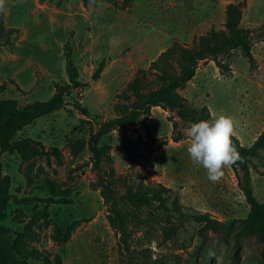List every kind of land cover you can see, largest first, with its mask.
<instances>
[{
	"label": "rangeland",
	"instance_id": "374dc122",
	"mask_svg": "<svg viewBox=\"0 0 264 264\" xmlns=\"http://www.w3.org/2000/svg\"><path fill=\"white\" fill-rule=\"evenodd\" d=\"M230 4L239 6L241 27L251 32L258 70L251 68L242 50H234L225 60L234 65L235 78L223 79L211 72L202 92H190L187 86L180 93L194 106L205 103L214 117H234L243 145L251 147L264 132V0H97L90 7L83 0H5L0 11V99L15 100L20 106L51 99L56 82L69 83L64 52L68 42L83 83L66 97L64 109L19 132L16 141H31L27 158L0 149L13 196L4 224L12 242L21 239V254L35 252L34 257L26 255L32 263L47 264V258L49 264H264L257 236L236 239L233 231L226 234V241L224 235L209 232L205 241L195 236L184 248L199 228L196 223L175 210L171 217L169 211L128 206L123 211L131 251L120 255L109 209L100 191L92 189L97 181L89 149L92 132L135 106L132 84L140 71L146 72L145 93L160 86L148 62L157 60L162 51L176 42L192 47L202 36L227 31ZM103 60L105 70L95 80ZM198 78L201 87V73ZM78 106L86 108L90 117ZM170 117L177 125L172 131ZM176 118L173 113L167 118L160 111L155 114L160 139L152 129L154 140L150 139L144 126L130 128L128 136L142 142L134 165L121 148L125 132L105 135L101 144H111L112 161L105 159L103 172L116 180L120 194L131 185L136 188L141 178L172 188L170 206L179 198L185 178H199L205 191L196 204L190 191L181 212L210 213L201 199L213 196L217 182L191 161L185 134L190 124ZM175 137L185 142L177 147ZM253 166L255 193L264 203V163L253 159ZM227 168L231 174L232 168ZM225 171L231 186L232 177ZM241 196L236 194L231 208L211 206L215 213L210 214L228 226L242 222L250 207Z\"/></svg>",
	"mask_w": 264,
	"mask_h": 264
},
{
	"label": "trees",
	"instance_id": "16d2710c",
	"mask_svg": "<svg viewBox=\"0 0 264 264\" xmlns=\"http://www.w3.org/2000/svg\"><path fill=\"white\" fill-rule=\"evenodd\" d=\"M85 7L96 4L97 0H83ZM242 12L239 6L230 4L227 9V31H213L208 36H202L196 40L192 47L174 43L166 51L162 52L159 58L150 65V73H154L160 82L157 88H150L145 93L144 84L146 72L140 71L132 84L133 95L136 98L135 106L124 112L120 117L107 120L99 125L97 132H92L89 139V149L93 155L94 170L97 173V181L92 184V189L100 191L104 203L109 209V221L111 227L117 233L120 255L131 251L129 243V226L127 216L123 211V206L136 209L148 208L154 211H169V216L175 217L171 211L175 210L182 217H186L196 223L199 228L196 234L190 238V242L184 248L190 247L194 237L205 241L209 232L224 235L228 239V232L235 233L236 239L243 236H257L258 241L264 249V203L260 202L256 196L252 182L253 159H261L264 163V132L259 135L251 147H246L241 140L234 135L232 142L242 157V162H237L231 168L235 173L238 188L244 195L250 212L247 219L231 226L214 218L207 212H181V196L175 199L170 206L172 188L161 183H152L145 179H140L136 188L129 186L124 194L117 190L116 180L112 176H107L103 172L102 166L105 159L112 161L108 152L112 149L111 144H101L105 135L123 131L121 148L126 154L131 165L136 163L138 150L142 142L132 140L127 132L130 128L144 126L148 137L154 140L150 131L148 120L152 117V111L160 107L165 111L176 114L185 123H195L201 120H212V114L207 106L196 107L185 98L180 90L185 89L195 78L200 63L203 61H213L221 74L225 77L232 76L231 64L225 58L230 57L232 51L242 50L249 60L251 68L258 69V63L254 56V43L251 32L241 27ZM66 58V72L69 83H55V93L48 101H37L25 106H20L15 100L0 99V149L2 153L18 152L23 158L29 156L31 141L28 139L16 141L19 132L34 125L39 119L47 117L65 108L66 97L72 90H79L83 83L80 79V72L75 63L73 48L71 43H66L64 47ZM106 67L103 60L96 72L94 79L99 80ZM85 117H90V112L86 108L78 106ZM174 129L177 127L174 119L170 117ZM181 137L173 138L175 143L181 142ZM111 174V173H110ZM112 175L115 172L112 171ZM53 186L52 182H49ZM12 179L4 174V166L0 157V264H34L26 255L34 257L35 252L20 253L19 245L22 243L18 237L15 242L8 238L9 230L4 222L7 218V209L13 198L11 193ZM54 203H61L66 200H49ZM57 201V202H55ZM232 230V231H231ZM60 242L59 236L54 237ZM68 237L66 236V240ZM49 264V260L44 258Z\"/></svg>",
	"mask_w": 264,
	"mask_h": 264
},
{
	"label": "clouds",
	"instance_id": "9594fccd",
	"mask_svg": "<svg viewBox=\"0 0 264 264\" xmlns=\"http://www.w3.org/2000/svg\"><path fill=\"white\" fill-rule=\"evenodd\" d=\"M5 0H0V11L4 10ZM237 121L234 117L220 114L212 120H201L185 129L188 138L186 151L194 164L202 165L208 179L218 182L224 176V169L242 157L232 142L236 134Z\"/></svg>",
	"mask_w": 264,
	"mask_h": 264
},
{
	"label": "crops",
	"instance_id": "0c3cea01",
	"mask_svg": "<svg viewBox=\"0 0 264 264\" xmlns=\"http://www.w3.org/2000/svg\"><path fill=\"white\" fill-rule=\"evenodd\" d=\"M164 48V47H162ZM163 50V49H162ZM165 51V50H164ZM163 52V51H162ZM161 52V53H162ZM160 53V54H161ZM159 54V55H160ZM255 56V54H254ZM257 60V59H256ZM155 61V60H150V62H148V65H151V63ZM232 68V78H235L236 76V71H235V68H234V65L231 66ZM259 68V67H258ZM212 70V71H211ZM258 70V69H257ZM256 70V71H257ZM213 72V74H215V76H218L220 78H223V79H226L225 76H223L220 72V70L217 68L216 64L213 62V61H205V62H202L200 63V66L197 70V74L195 76V78L189 83L188 85V91L190 92H194V93H198V92H202L203 89L205 88L204 86V81L208 78V75ZM201 73L202 77H203V80L202 81V85L201 87H199L200 84H198V77H199V74ZM117 78H119V75L117 76ZM203 106H207L205 105V103H203L202 105H200V107H203ZM198 107V106H196ZM209 108V106H207ZM210 109V108H209ZM160 111L166 118L168 117V115L171 113V112H168V111H165L163 110L162 108L160 107H156L153 109L152 111V117H150V119L148 120V125H149V128H150V131L152 129L153 131V134H154V137L156 139H160V135H158V131H157V128H158V124L155 123L154 121V116L155 114H157V112ZM211 111V110H210ZM211 114H212V111H211ZM176 115V114H175ZM212 117L215 118L212 114ZM178 120V118H176ZM168 120V119H167ZM170 122V121H169ZM170 130L172 131L173 130V125H172V122H170ZM172 126V128H171ZM157 131V132H156ZM156 132V134H155ZM152 133V132H151ZM239 133H237V129H236V136L241 140L242 144H243V141L241 139V137L238 135ZM153 136V135H152ZM258 138V137H257ZM254 140V142L256 141V139ZM185 141H181L179 143H175V145L177 147L181 146ZM254 144V143H253ZM225 172L226 174H230L229 172V169L228 168H225ZM261 172H263V170H260ZM226 175H224V177H222L216 184V189L213 190L214 194L211 198H206L205 196L202 197L201 199V202L204 206H208L209 207V210L208 212L210 213H215L214 211H212V207L211 206H223L225 205V207H229L231 208L232 207V204L235 203L234 200L236 198V194H238V198L242 197L241 194L242 192L240 191V189L238 188V185H237V182H233L234 179L233 178H236L235 176V173L234 171L231 172L230 177H232V181L230 180V183H231V186H228L229 185V181H226ZM254 176H255V173H254V169H252V182L254 180ZM199 178H190L189 180L187 178H185L184 180L186 181L184 183V188H182V190L180 191V196H181V201L182 203L184 202L185 203V200L188 202L189 198H190V191H192L194 193V204L198 203L197 201V198H198V195L199 194H202L205 190L202 188L203 184L201 180H198ZM228 184V185H227ZM193 187V189H192ZM205 201V202H203ZM199 205V204H197ZM250 207V206H249Z\"/></svg>",
	"mask_w": 264,
	"mask_h": 264
}]
</instances>
